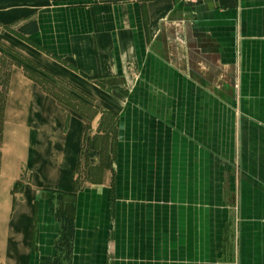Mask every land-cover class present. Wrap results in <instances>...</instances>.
<instances>
[{
  "label": "crops",
  "instance_id": "crops-1",
  "mask_svg": "<svg viewBox=\"0 0 264 264\" xmlns=\"http://www.w3.org/2000/svg\"><path fill=\"white\" fill-rule=\"evenodd\" d=\"M0 43L96 108L7 71L0 264L55 258L57 212L70 264H264V0H0Z\"/></svg>",
  "mask_w": 264,
  "mask_h": 264
},
{
  "label": "rangeland",
  "instance_id": "rangeland-1",
  "mask_svg": "<svg viewBox=\"0 0 264 264\" xmlns=\"http://www.w3.org/2000/svg\"><path fill=\"white\" fill-rule=\"evenodd\" d=\"M26 56L21 55L19 52H16L2 43H0V113L2 102L5 100V81L7 71L12 66L20 68L23 73L30 77L36 84L45 92L46 94L52 96L56 101H59L69 110L79 114L84 117L86 121H92L96 116V108L94 106V101L90 99L84 93H73L74 89L72 86L63 80L61 75L58 73L46 70L39 65L28 61ZM1 116V115H0ZM1 122V118H0ZM114 121H111L109 127H106L107 136H105V141L100 140L102 145L99 147L103 153V156L113 155V142L115 126ZM93 131L86 128L84 134V144L91 138ZM106 143V144H104ZM101 153V154H102ZM81 163H80V184L84 181L90 180L87 178L89 176L86 166V160L84 159V152L81 154ZM86 177V178H85Z\"/></svg>",
  "mask_w": 264,
  "mask_h": 264
},
{
  "label": "trees",
  "instance_id": "trees-1",
  "mask_svg": "<svg viewBox=\"0 0 264 264\" xmlns=\"http://www.w3.org/2000/svg\"><path fill=\"white\" fill-rule=\"evenodd\" d=\"M35 25H26L21 27L18 31V35H29L35 32ZM3 113H4V102H2L1 113H0V144L2 140L3 131ZM61 196L50 198V213L53 212L51 203L54 199L57 201L61 200ZM56 219L61 225V231L59 238L56 242L57 256L53 259L45 258L40 261L39 264H70L71 263V253H72V241L74 235V226L72 219L65 212H57L55 214Z\"/></svg>",
  "mask_w": 264,
  "mask_h": 264
},
{
  "label": "built area",
  "instance_id": "built-area-1",
  "mask_svg": "<svg viewBox=\"0 0 264 264\" xmlns=\"http://www.w3.org/2000/svg\"><path fill=\"white\" fill-rule=\"evenodd\" d=\"M185 1L190 2V3H193V4H196V3H198L201 0H185Z\"/></svg>",
  "mask_w": 264,
  "mask_h": 264
}]
</instances>
